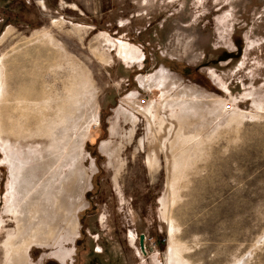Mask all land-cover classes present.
<instances>
[{"label":"rangeland","instance_id":"rangeland-1","mask_svg":"<svg viewBox=\"0 0 264 264\" xmlns=\"http://www.w3.org/2000/svg\"><path fill=\"white\" fill-rule=\"evenodd\" d=\"M69 135L76 225L28 264H264V0H0V264Z\"/></svg>","mask_w":264,"mask_h":264},{"label":"bare ground","instance_id":"bare-ground-1","mask_svg":"<svg viewBox=\"0 0 264 264\" xmlns=\"http://www.w3.org/2000/svg\"><path fill=\"white\" fill-rule=\"evenodd\" d=\"M69 136L70 137L63 142L67 148H59L60 155L55 158L57 165L56 174L59 173L62 166L67 164L71 166L68 173L60 180V189L54 191L56 193V198L53 206L44 213L38 212L35 214L32 213L31 206L29 207L28 205L31 199L27 200L25 210L19 207H17L16 210L13 209L12 205L10 206L16 221V231L14 236L8 238L4 247L5 264H28L26 258V249L28 245L33 242L45 243L52 239L60 223L70 229H73L76 225L75 221L72 219V212L75 210L76 205L79 204L77 198L86 185L85 180L87 177L82 171L79 162V144L81 140H74L72 135ZM51 158L52 157H49L48 154L44 155L40 162L42 166L38 168L42 169L43 172L51 171L53 167ZM22 179L24 180L21 182V175L19 177V172L15 168V171L12 172V180H14L13 183L17 182L19 184V192L24 189H32V187L35 186V179H33L32 173L23 175ZM50 179L51 178H48L43 181L44 187L48 186Z\"/></svg>","mask_w":264,"mask_h":264},{"label":"water","instance_id":"water-1","mask_svg":"<svg viewBox=\"0 0 264 264\" xmlns=\"http://www.w3.org/2000/svg\"><path fill=\"white\" fill-rule=\"evenodd\" d=\"M143 243H144V236H140L139 244H140V248H141V250L144 249V245H143Z\"/></svg>","mask_w":264,"mask_h":264},{"label":"crops","instance_id":"crops-1","mask_svg":"<svg viewBox=\"0 0 264 264\" xmlns=\"http://www.w3.org/2000/svg\"><path fill=\"white\" fill-rule=\"evenodd\" d=\"M132 55V54H131ZM133 56V55H132Z\"/></svg>","mask_w":264,"mask_h":264}]
</instances>
